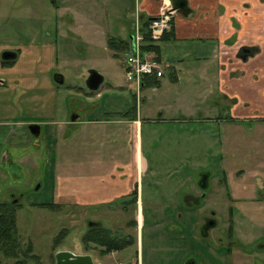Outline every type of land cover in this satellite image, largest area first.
Returning a JSON list of instances; mask_svg holds the SVG:
<instances>
[{
	"label": "rangeland",
	"instance_id": "1",
	"mask_svg": "<svg viewBox=\"0 0 264 264\" xmlns=\"http://www.w3.org/2000/svg\"><path fill=\"white\" fill-rule=\"evenodd\" d=\"M158 1L160 9L166 6L167 0ZM72 2L77 1L0 0V58L4 51L11 50L17 54L13 63L2 67L5 71L1 72L4 73L0 72V79L5 80L7 76H11L14 85L8 81L6 85L10 88L0 89V201L8 200L11 194L21 196V209L16 211L17 226L19 224L21 236L31 244L32 254L41 260L39 264H55L54 248L58 250L57 247H62L60 250L71 253L81 250L80 246L83 249L81 241L90 219L100 223V229L104 232L114 233L121 230L133 238L130 246L112 255L108 252L100 254L98 252L101 247L89 244L87 251L93 259L104 264L136 262V241L140 227L137 218L141 217L140 213L136 215L133 210H128L126 215L122 211H110L104 216H101V212L93 214L86 210L85 216L80 209L52 210L49 206L53 203L54 186L53 170L50 168L51 163H48L52 138L47 136L49 148L43 154V145L39 147L36 139H31L24 125L30 120H38V116H41L38 110L42 104L37 98H32V92L28 94L24 91L20 84L24 68L30 61V67L34 63L36 73L52 68L49 73L52 78L55 75H64L63 84L55 85L60 94L53 101L57 105L60 104L59 98H65L70 109L77 111V115L90 116L91 119L104 116L112 118L118 117L132 106V111H129L133 115L138 113V119L142 123L140 137L144 155L150 168L156 172L155 175L151 170L155 179L161 178L168 171L175 172L181 168L196 171L193 174L195 176L199 169H191L198 166H201V170H213L217 178L221 173L220 167L224 168L222 173L228 174L229 179L230 171H234V174L239 169L248 168L242 171L244 175L241 177L246 180V201L230 202L227 197L230 192L223 189L218 197L220 205L214 208L215 212L209 208L210 195L203 200L202 207L206 209V213L215 212L218 223L216 228L210 230L208 239L200 240L199 227L196 230V227L190 226L199 219L196 213L190 217V222L185 217L180 218L179 214L168 219L158 216V213L157 218H151L147 211L143 212L146 218L141 232L144 264H162V254L153 252L152 249L170 243L165 238L170 228L181 233L184 246L186 242L193 243L191 237L201 241L196 252V260L200 264H264V249H261L264 248V202L256 195L257 192L264 194V116H259L257 111L244 110L243 113L250 115L246 119L231 117V106L223 96L226 95L224 82L219 84L217 80L219 62L210 56L211 42H191L183 46V50L195 53L187 58L190 64L193 65L194 59L198 57L206 61V81L198 73H188V62L178 66L183 61L173 58L169 63L176 67L177 80H172L166 73L161 85H143L137 93L136 85L127 82L124 77L127 48L119 43L113 49L109 45L110 36L113 35L118 41L123 36L127 38L129 29L130 34L133 33L130 21L134 18L137 2L92 0V7L91 2H83L81 5ZM77 11L81 13V18L76 16ZM91 12L94 15L93 24L86 21L85 16L87 13L89 16ZM72 15L75 22L70 25ZM115 19H121L119 24L125 25L121 34L115 32L119 24L110 23ZM133 24L132 21L131 27ZM103 28L110 32L106 39L101 37ZM46 43L53 46L52 50L57 49L55 55H51V49L47 48L46 56L41 54L38 58H28V51L42 50ZM260 44L264 47V41ZM174 46L176 49L180 48L179 44ZM259 59L264 61V56L257 58ZM91 70L103 78L99 89L93 93L86 86ZM7 71L10 72L5 73ZM170 72L169 70L168 74L171 76ZM149 80L146 77L144 83ZM92 101L95 109L91 108ZM47 108L50 106L47 105ZM239 113L240 107H237L234 115ZM5 116L8 117L2 118ZM53 118L58 121L60 115L54 112ZM6 133L8 136L4 135ZM248 176L251 177L246 178ZM233 178L236 177L232 176V180ZM251 198L257 202L251 201ZM239 204H243L244 208ZM225 206L235 208L233 212L236 217L233 221H236V233L231 232L232 220L228 216L229 212H222V207ZM130 221L136 225L133 230L127 229L126 225ZM170 221L173 225L168 229ZM154 229L159 231L161 238L157 239L158 234L154 233ZM59 236L63 238L53 246L54 238ZM219 240L223 244L221 248ZM247 250L252 253V257H245ZM25 264L37 263L30 259Z\"/></svg>",
	"mask_w": 264,
	"mask_h": 264
},
{
	"label": "crops",
	"instance_id": "2",
	"mask_svg": "<svg viewBox=\"0 0 264 264\" xmlns=\"http://www.w3.org/2000/svg\"><path fill=\"white\" fill-rule=\"evenodd\" d=\"M74 1H77L72 2L76 5L91 2L92 7V0ZM171 1L174 2V0ZM51 2H67V0H51ZM134 2H137V7L134 18L130 21L131 29L136 13L145 22L157 16L160 7L158 0H134ZM182 2H184V8L176 7L177 12L173 16L171 31L157 46L159 59L169 63V60L173 58H180L183 62L178 66H183L189 61L187 58L195 54L188 52L187 49L183 50L184 45L191 42H211L210 56L219 62L217 80L219 84L224 82L223 88L226 95L223 96L231 106L229 111L231 117L246 119L250 115L243 113L244 110L257 111L259 116L260 114L264 116V61L257 60L264 56V47L260 44L264 41V0H182ZM76 16L81 18V13L77 11ZM85 16L86 21L94 23L92 12L89 16L88 13ZM102 19L103 17H101ZM120 21L121 19H115L110 23L119 24ZM74 22L75 17L72 15L70 25ZM124 30L125 25L119 24L115 32L121 34ZM109 33L108 29L103 28L101 37L106 39ZM130 35L129 29L127 38L123 36L118 41L113 35L109 38L110 41L123 42L126 46ZM76 36L78 37V35ZM174 44H179L180 48L176 49L177 45L174 46ZM109 45L111 44L109 43ZM242 46L254 48L256 51L247 62H241L235 57L237 50ZM52 47L46 43L42 50L28 51L27 56L29 59L31 57L38 58L41 54L46 56L47 48L51 49ZM56 50V48L51 49L50 54L55 55ZM199 58L194 59L196 62L193 61V65L188 62L187 70L189 74L198 73L202 80L206 81L205 74L208 72V67L206 61ZM30 63L24 68V76L20 84L24 91L28 94L32 92V98H37L38 102L42 104L38 110L41 116H38V120H30L24 125L36 124L39 126V136L36 140L39 147L43 145V154L47 153L49 148V142L46 141L47 136L52 138L48 162L51 163L50 168L54 174L52 204L57 208L80 209L83 212L82 215H85L86 210L93 214L101 212V216L110 211H122L126 215L129 209L127 207L129 200H136L134 212L136 215L140 213L141 217V219L137 218V222H140L136 241L138 264H144L141 232L144 229L146 218L143 212L147 211L151 218L165 216L168 219L170 216L179 214L180 218L185 217L190 222L192 221L190 217L196 213L199 219L190 226L196 227L197 230L202 217L207 214L202 205H198L187 195L199 193L197 183L195 180L185 178L182 173L177 177H171L169 171L161 178L153 177L151 170L155 175L156 172L148 164L140 137L142 123L138 119V113L136 115L131 113L132 106L128 107L131 111H123L118 117L112 118L104 116L91 119L90 116L77 115V111L73 112L70 109L65 98H59L60 104H54V97H58L60 92L56 90L57 84L49 74L52 68L43 73H36L34 63L31 67ZM170 66L171 76L168 74L169 72L167 75L172 80H177L176 67L174 64H170ZM2 69L4 68L0 66V72L5 71ZM163 78L158 80L159 85ZM58 80L62 81L61 84H58L61 86L64 82V75L60 74ZM8 81L14 86L12 77L7 76L5 80L0 79V89L8 90L10 88L6 85ZM6 104L9 108L11 107L8 102ZM47 105L50 108H47ZM237 107H240L241 113L234 115ZM91 108H96L94 101L91 102ZM54 112L60 115L58 121L53 118ZM4 135L8 136V133ZM29 142L32 143L31 140ZM44 161L46 164V160ZM243 170L246 171L248 168ZM230 172L232 174L234 171ZM148 173L149 177L147 178ZM241 177L233 178V180L232 177L227 178L220 182L219 191H211L210 194H206L205 197L210 195L209 208H212L211 210L216 212L214 208L219 207L218 197L223 189L230 192L227 194L230 202L236 200L239 203L247 200L244 195L246 193L244 181L246 180ZM249 177L251 176L246 178ZM215 188L213 182L210 181L209 190ZM256 195L264 202V194L257 192ZM252 198L251 201L257 202ZM243 204H239V206L242 205L244 208ZM234 209L229 206L222 207V212H229L228 216L231 217L232 233L233 231L236 233V221H233V218L236 217ZM156 213L159 215L156 216ZM90 220L92 221V219ZM158 223L160 224L159 221ZM168 224L169 229L173 223L170 221ZM153 231L158 234L157 239L162 237L157 229ZM180 234L175 228H170L169 233L165 235L170 243L167 246H158L155 248L156 250L152 249V251L162 254V264H200L196 260V252L201 241H197L189 235L193 243L186 242V246H184ZM209 234L210 230L205 236L198 235V238L200 240L208 239ZM115 252L118 251L113 253ZM244 255L247 258L252 257L249 250ZM216 264L222 263L217 262Z\"/></svg>",
	"mask_w": 264,
	"mask_h": 264
},
{
	"label": "flooded vegetation",
	"instance_id": "3",
	"mask_svg": "<svg viewBox=\"0 0 264 264\" xmlns=\"http://www.w3.org/2000/svg\"><path fill=\"white\" fill-rule=\"evenodd\" d=\"M167 2H172V1L171 0H167ZM181 4L184 5V2H182V0H174V5L176 7H180ZM242 47H248V46H242ZM240 55H244V53L241 52L238 49L237 53L235 54V57L239 61H241V62H247V60L249 58H251V57H248L246 59V61H242L239 58ZM25 129L30 134V132L28 131L27 127ZM30 136H31V139L32 140L33 139L35 140V138L31 134H30ZM36 143H37V140H36ZM6 157L8 158V153L6 154ZM198 169H199V173L196 174L195 176L193 174L196 173V171H194V172L193 171H187V170H184L183 168H181V170L175 171V172L169 171V176H171V177H177V175L180 174V173H182V171L184 170L183 176L185 178H187V179L195 180V182L197 183V187H198L197 189L199 190V193H197V194H187L188 197H190L191 200L195 201L196 203L202 205L203 204V200L206 199V197H205L206 194H210L211 191H214V192L219 191L220 182H222V176H223V180H225V179L228 178V174H226L225 172H224L225 174L222 173L223 172V169L221 167L219 169V171L221 170L220 171L221 173H220V176L218 178L215 177L216 172H213V170H210V169H207V168L204 169V170H201V166L192 167L191 170H198ZM240 170H241V172H240ZM242 171H244V170L243 169H239L234 174L232 173L233 175L231 174V176H229V177L231 178L232 176H235V177L242 176V175H244V173L242 174ZM210 181L213 182L214 186L216 187L215 189H210L209 190V183H210ZM216 181H218V184L217 185H216ZM21 201H22V198H21V196L19 194H11L10 196H8V200L6 199L5 201H2V202L0 201V205L6 207L7 210H8V212H12V214H14L15 221H16L17 241H18V244H19L20 248L23 249V250H25L31 244L28 242V240H26V238H23L21 236V231L19 229V224L17 226L16 211L21 209ZM135 204H136V200L130 199L129 202H128V205H127V207L129 208L128 210H133V212H134V210H135ZM129 224H130V226H129ZM217 224L218 223H217V219H216V216H215V212H213V211L207 212V214H205L202 217L201 223H200V226H199V229H200L199 235H200V237L201 236H205V234L209 230L216 228L217 227ZM126 226H127V229L130 228V230H133L135 228L133 221L128 222ZM208 227H212V228L207 229ZM105 233H107L108 238H111L112 240L120 241L121 239H126V241L127 242H131V244L133 242L132 236L126 234L125 231L123 232L121 230H116V232H114V233L106 231ZM206 237H208V236H206ZM62 238H63L62 236H59V238H57V239L54 238V241L52 242L53 243L52 245L55 246L54 243H60V241H61L60 239H62ZM219 243H220L219 244V248H220L223 244L221 243V240H219ZM81 244L83 246V249L80 246L79 249H81V250H77V252H74L72 254L74 256H80V255H89V256H92V255H90L89 251H87V250H89L88 249L89 248L88 245L85 246L82 243V241H81ZM52 245H51V247H52ZM105 247H101V249H100V251L98 253L101 254L102 252H108L106 250L107 248H105ZM30 248L32 249V246H30ZM57 248H58V250L55 249V248L53 250L54 251L53 252L54 263H56L55 255L57 253H59V252H69V251L60 250V249H62V247H57ZM69 253H71V252H69ZM23 254L24 253H19L20 256L17 257V258H14V257H11V256H6V255H4V254L1 253L0 254V264H15V262L16 261H20V259L23 260V263L24 264L28 260H30V259H34L37 264H39V262L41 261V260H39V257L38 256L33 255L32 253L30 254V256H27V255L24 256ZM262 260L264 261V258H262ZM92 261H93L94 264H104L103 262H101L100 260H97V259H93L92 258Z\"/></svg>",
	"mask_w": 264,
	"mask_h": 264
},
{
	"label": "built area",
	"instance_id": "4",
	"mask_svg": "<svg viewBox=\"0 0 264 264\" xmlns=\"http://www.w3.org/2000/svg\"><path fill=\"white\" fill-rule=\"evenodd\" d=\"M174 13L167 2L164 8L159 9L158 18L150 22L144 32L138 23L134 27L133 39L129 43V52L125 58L124 76L127 82L136 85L137 93L144 78L155 74L160 76L162 69L167 67L164 61L156 57L153 46L160 41L164 32L170 30ZM131 264H138V261Z\"/></svg>",
	"mask_w": 264,
	"mask_h": 264
},
{
	"label": "trees",
	"instance_id": "5",
	"mask_svg": "<svg viewBox=\"0 0 264 264\" xmlns=\"http://www.w3.org/2000/svg\"><path fill=\"white\" fill-rule=\"evenodd\" d=\"M146 29V24L142 28V32ZM165 35L163 36L164 40ZM117 43L121 44L125 47L123 42H114L111 41L112 46H117ZM158 51V49L156 50ZM1 67L7 66L12 61H0ZM149 79V78H148ZM159 85V82L156 79H150L146 84L143 83L144 86L146 85ZM49 206L52 209H59L57 206L50 204ZM82 243L87 246L89 244H94L99 247H105L108 252L114 251H121L126 246L131 245V242H127L126 239H121L120 241L112 240L108 238L107 233L100 228H91L87 229L86 234L82 238ZM133 243V242H132ZM4 254L6 256H11L14 258L19 257V253H24L23 255L30 256L32 253V249L28 246L25 250L21 249L18 241H17V231H16V221L14 214L12 212H8L7 208L0 205V254ZM15 264H24L23 260L16 261Z\"/></svg>",
	"mask_w": 264,
	"mask_h": 264
},
{
	"label": "water",
	"instance_id": "6",
	"mask_svg": "<svg viewBox=\"0 0 264 264\" xmlns=\"http://www.w3.org/2000/svg\"><path fill=\"white\" fill-rule=\"evenodd\" d=\"M176 7V6H175ZM184 5L181 4L180 7L183 9ZM239 50L241 52L244 53V55H240L239 58L242 61H246V59L248 57H253L254 54L256 53L254 48L251 47H241L239 48ZM17 57L15 52H10V51H5L2 53L1 59L3 61H11V60H15ZM58 79H60V76L58 78L54 77V81L56 84H61L62 81H59ZM103 82V78L102 76L97 73L94 70H91L88 74V78L86 80V86L89 92H96L100 85ZM28 131L30 132V134L37 139L39 136V126L36 124H30L27 126ZM199 205V204H198ZM101 224L99 225V223H94L91 221L87 222V228L91 229V228H97L100 227ZM212 228V227H208L207 229ZM56 258V263L55 264H94L92 261L91 256L89 255H80V256H74L72 253L69 252H59L55 255Z\"/></svg>",
	"mask_w": 264,
	"mask_h": 264
}]
</instances>
